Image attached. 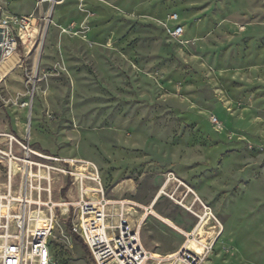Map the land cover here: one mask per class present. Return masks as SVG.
Here are the masks:
<instances>
[{
	"label": "rangeland",
	"instance_id": "1",
	"mask_svg": "<svg viewBox=\"0 0 264 264\" xmlns=\"http://www.w3.org/2000/svg\"><path fill=\"white\" fill-rule=\"evenodd\" d=\"M3 10L37 20L0 82V135L93 162L136 221L152 205L141 237L156 255L184 247L206 205L218 228L194 250L201 264H264V0H0ZM63 183L55 199L71 196ZM55 233L60 264H95Z\"/></svg>",
	"mask_w": 264,
	"mask_h": 264
},
{
	"label": "built area",
	"instance_id": "2",
	"mask_svg": "<svg viewBox=\"0 0 264 264\" xmlns=\"http://www.w3.org/2000/svg\"><path fill=\"white\" fill-rule=\"evenodd\" d=\"M171 19L177 20L178 15L172 14ZM36 20L3 10L0 82L22 63L19 58L7 66ZM168 31L177 37L183 26L168 27ZM32 84L30 98L21 102L22 107L33 103ZM61 175L63 186L71 183L72 194L55 199L53 183ZM149 207L136 221L131 200L105 195L93 162L36 150L28 139L15 134L0 135V264H60L52 255L58 229L70 242L74 241L72 234L80 236L95 264H201L202 255L185 247L166 255H156L145 247L141 229L152 212Z\"/></svg>",
	"mask_w": 264,
	"mask_h": 264
},
{
	"label": "bare ground",
	"instance_id": "3",
	"mask_svg": "<svg viewBox=\"0 0 264 264\" xmlns=\"http://www.w3.org/2000/svg\"><path fill=\"white\" fill-rule=\"evenodd\" d=\"M18 60V57L14 55L13 57L8 59V65L7 66H12L15 64ZM15 67H13L14 69ZM10 70L8 73L13 71ZM163 188V187H162ZM209 215H212V213L208 212L201 216V221L198 223V225L195 228V236L193 238H189L185 244V248L191 249V250H197L206 244H208V239L215 235L216 229L218 228V225L216 223L211 222V218ZM216 221V220H215ZM219 223V222H218ZM176 226V225H175ZM194 235V234H193ZM216 237V235H215ZM214 237V238H215ZM202 255V254H199Z\"/></svg>",
	"mask_w": 264,
	"mask_h": 264
},
{
	"label": "trees",
	"instance_id": "4",
	"mask_svg": "<svg viewBox=\"0 0 264 264\" xmlns=\"http://www.w3.org/2000/svg\"><path fill=\"white\" fill-rule=\"evenodd\" d=\"M72 238H73V240H74V242H76V243H78V244H82L83 245V248L86 250H89L88 249V247H85V245H84V242H83V240H82V238L80 237V236H78V235H76V234H72ZM89 253H90V251H89ZM91 254V253H90Z\"/></svg>",
	"mask_w": 264,
	"mask_h": 264
},
{
	"label": "crops",
	"instance_id": "5",
	"mask_svg": "<svg viewBox=\"0 0 264 264\" xmlns=\"http://www.w3.org/2000/svg\"><path fill=\"white\" fill-rule=\"evenodd\" d=\"M68 157V156H67Z\"/></svg>",
	"mask_w": 264,
	"mask_h": 264
},
{
	"label": "water",
	"instance_id": "6",
	"mask_svg": "<svg viewBox=\"0 0 264 264\" xmlns=\"http://www.w3.org/2000/svg\"><path fill=\"white\" fill-rule=\"evenodd\" d=\"M1 38V37H0Z\"/></svg>",
	"mask_w": 264,
	"mask_h": 264
}]
</instances>
